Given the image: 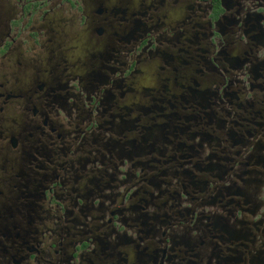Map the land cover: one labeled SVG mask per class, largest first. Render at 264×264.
<instances>
[{
    "label": "flooded vegetation",
    "instance_id": "flooded-vegetation-1",
    "mask_svg": "<svg viewBox=\"0 0 264 264\" xmlns=\"http://www.w3.org/2000/svg\"><path fill=\"white\" fill-rule=\"evenodd\" d=\"M0 264H264V0H0Z\"/></svg>",
    "mask_w": 264,
    "mask_h": 264
},
{
    "label": "rangeland",
    "instance_id": "rangeland-1",
    "mask_svg": "<svg viewBox=\"0 0 264 264\" xmlns=\"http://www.w3.org/2000/svg\"><path fill=\"white\" fill-rule=\"evenodd\" d=\"M93 41H91V38L87 33H81L79 37L76 36L74 40H69V45L75 46L77 50L83 51L85 48L87 49L88 45H91ZM4 117L9 119V118H14L17 119L19 118L18 113L14 112L12 110H7L4 114ZM7 124V123H6Z\"/></svg>",
    "mask_w": 264,
    "mask_h": 264
}]
</instances>
